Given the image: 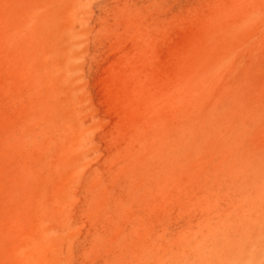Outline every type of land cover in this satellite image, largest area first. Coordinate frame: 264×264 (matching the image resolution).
I'll return each instance as SVG.
<instances>
[{
    "label": "rangeland",
    "instance_id": "rangeland-1",
    "mask_svg": "<svg viewBox=\"0 0 264 264\" xmlns=\"http://www.w3.org/2000/svg\"><path fill=\"white\" fill-rule=\"evenodd\" d=\"M0 264H264V0H0Z\"/></svg>",
    "mask_w": 264,
    "mask_h": 264
},
{
    "label": "bare ground",
    "instance_id": "bare-ground-1",
    "mask_svg": "<svg viewBox=\"0 0 264 264\" xmlns=\"http://www.w3.org/2000/svg\"><path fill=\"white\" fill-rule=\"evenodd\" d=\"M96 67H97V66H96ZM81 195H82V194H81ZM79 196H80V195H79ZM44 222H46V221H44ZM86 231H87V230H86ZM85 240H86V239H85ZM38 241H39V240H38ZM82 244H83V243H82ZM82 244H81V245H82Z\"/></svg>",
    "mask_w": 264,
    "mask_h": 264
}]
</instances>
